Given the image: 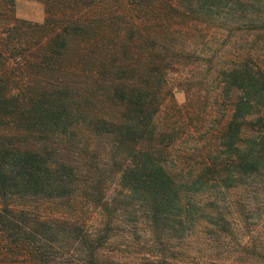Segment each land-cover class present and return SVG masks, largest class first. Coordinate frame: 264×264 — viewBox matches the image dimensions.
Instances as JSON below:
<instances>
[{
    "label": "trees",
    "instance_id": "1",
    "mask_svg": "<svg viewBox=\"0 0 264 264\" xmlns=\"http://www.w3.org/2000/svg\"><path fill=\"white\" fill-rule=\"evenodd\" d=\"M40 1L0 0V264H264L222 201L264 189V0Z\"/></svg>",
    "mask_w": 264,
    "mask_h": 264
},
{
    "label": "rangeland",
    "instance_id": "2",
    "mask_svg": "<svg viewBox=\"0 0 264 264\" xmlns=\"http://www.w3.org/2000/svg\"><path fill=\"white\" fill-rule=\"evenodd\" d=\"M16 15L19 17L29 18L34 21H41L44 17V5L40 0H17L16 2ZM249 34L250 36H254L256 32H244ZM260 34L261 31L259 32ZM246 37L243 40V44L248 47L250 45V41H247ZM224 50V49H223ZM210 78L212 74L210 73ZM174 99L178 102V104H182L186 99V92L184 90H179L175 93ZM194 133L196 136L198 133V127L196 125L193 127ZM202 140L206 141L205 135H201ZM212 141V140H211ZM251 189L245 191V186L237 189L227 190L226 193L223 195L225 201L229 204H224V212L225 215L230 218L235 223L236 233L238 234L239 238H248L252 235H259V239L261 241L264 238V189L259 184H254V186H250ZM207 206H211L208 208H212L211 204ZM213 212V210H211ZM209 216V215H208ZM226 230V229H225ZM196 232H193L190 236L191 239L189 242L191 244H199L200 240L209 241L211 236L215 235L214 230L210 228H197L195 229ZM201 231V232H197ZM198 233V234H197ZM225 242L217 247H213V253H219L221 256H225L224 254H237L240 251H243L242 248H236L234 245L229 242L227 238L224 239ZM205 241V245H206ZM197 244V245H198ZM204 245V246H205ZM208 247V245H206ZM211 247H208L210 249ZM205 249V248H204ZM223 258L220 257L219 259H207L209 264H223Z\"/></svg>",
    "mask_w": 264,
    "mask_h": 264
}]
</instances>
